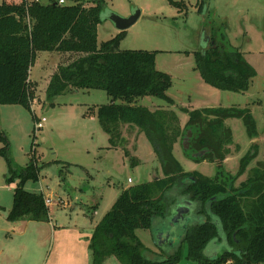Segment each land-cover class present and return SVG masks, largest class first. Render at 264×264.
Instances as JSON below:
<instances>
[{"label":"trees","instance_id":"trees-1","mask_svg":"<svg viewBox=\"0 0 264 264\" xmlns=\"http://www.w3.org/2000/svg\"><path fill=\"white\" fill-rule=\"evenodd\" d=\"M167 2L179 12L184 7L182 1ZM204 3L205 0H200L199 13ZM101 11V1L90 7L76 1L64 6L35 4L28 9L13 1L0 3V106L20 105L30 111L34 97L28 76L38 53L77 54L75 60L58 66L51 76L45 90L47 105L53 106L57 97L67 93L104 92L109 103L99 106L95 117L110 145L119 144L118 140L122 143L121 127L138 129L148 140L163 173V178L130 186L119 194L89 238L92 264H103L109 257H115L120 264H177L180 250L170 256L163 252L155 254L136 236L137 230H150L152 220L168 215L175 202L172 191L196 203L197 214L205 217L203 223L185 230L182 243L189 261L193 264H264V163L250 169L237 188L234 186L237 179L246 172L254 156L240 159L236 176L223 168V162L233 154L232 133L225 121L241 120L247 137L255 139L256 125L250 111L246 108L181 109L188 120L180 129L172 111L150 112L136 106L138 99L145 97L174 105L166 95L172 84L171 77L155 68L158 52L120 51L118 46L125 31L98 45ZM207 43L206 50L194 53L195 70L202 81L221 91L245 93L256 77L253 68L230 45L224 33L212 35ZM91 110L86 115L90 116ZM189 130V148L183 154L195 163L216 165L214 178L198 172L186 173L174 159V145ZM0 141L4 144L0 157L7 166L5 183L9 186L17 181L7 221L47 222L49 209L43 203V196L24 189L26 182L37 180L36 160L32 157L24 168H18L9 157L8 144L1 134ZM200 152H204L201 157H193ZM130 165H135L133 159ZM211 242L215 248L216 244L224 246V252L206 256L204 250ZM146 251L150 258L145 257Z\"/></svg>","mask_w":264,"mask_h":264},{"label":"rangeland","instance_id":"rangeland-1","mask_svg":"<svg viewBox=\"0 0 264 264\" xmlns=\"http://www.w3.org/2000/svg\"><path fill=\"white\" fill-rule=\"evenodd\" d=\"M64 1L65 5L77 1L85 7L102 2L98 44L111 39L117 31L109 20L112 14L128 18L139 12L136 22L125 30L118 49L158 52L155 68L170 75L172 84L166 95L179 106L248 109L260 141L253 147L241 120H226L225 125L232 133L231 151L239 153L226 162L224 169L236 176L239 161L246 155L254 156L247 172L256 166V162H264V0H205L200 13V0H173L184 3L180 12L167 0ZM219 33L226 35L230 45L256 72L245 93L215 89L205 84L195 70L194 53L206 50L209 38ZM77 57L55 52L38 53L32 74H37L42 64L54 63L58 67ZM44 81L33 90L30 111L20 105L0 106V134L6 139L9 157L18 168H24L32 157L36 160L39 166L37 180L26 182L24 189L50 199L49 219L47 222L14 223L5 220L6 211L12 205L13 190L6 186L7 166L0 157V217L6 228L0 233V254H13V259L2 258L0 264H92L88 241L94 225L110 210L125 186L151 182L154 177L163 178V173L143 133L136 141L138 164L131 167L134 144L130 142L124 146L118 140L119 144L110 145L97 120L86 115L88 110L109 103L104 92L63 94L49 107L43 93ZM164 105L163 101L153 97L136 102V106L146 109ZM34 114L45 119L41 130L34 129ZM3 146L0 141V149ZM180 147L174 149L173 157L184 172L215 177L217 169L214 165L197 164L187 159ZM247 172L237 179V183ZM173 195L175 192L172 191L171 197ZM195 217L190 225L205 221V217ZM209 217L219 225L213 216ZM158 222V219L154 220L155 228ZM151 230H137L136 236L147 250L155 252L156 230ZM218 232H221L220 228ZM214 244L211 242L206 246V256L224 252V246L216 244L215 248ZM176 247L180 250L177 264H193L187 259V249L181 241ZM145 257L150 258L148 251ZM103 264L120 263L115 257H109Z\"/></svg>","mask_w":264,"mask_h":264},{"label":"water","instance_id":"water-1","mask_svg":"<svg viewBox=\"0 0 264 264\" xmlns=\"http://www.w3.org/2000/svg\"><path fill=\"white\" fill-rule=\"evenodd\" d=\"M139 17V12L131 15L128 18H121L115 14L109 17L110 22L114 25L118 32H123L131 27ZM191 137V131H187L186 136L182 138L181 147L182 150H188L189 139ZM204 152L194 154L193 157H201ZM187 179L184 180L186 182ZM174 204L169 208L168 215L164 219H158L157 227H154V220L151 223V231H155L157 247L165 255H173L177 251V245L182 242L185 230L192 226L191 220L198 215L196 203L188 200L187 198H175ZM196 218V217H195ZM169 245V248L168 246ZM174 250V251H173ZM172 264V263H166Z\"/></svg>","mask_w":264,"mask_h":264},{"label":"crops","instance_id":"crops-1","mask_svg":"<svg viewBox=\"0 0 264 264\" xmlns=\"http://www.w3.org/2000/svg\"><path fill=\"white\" fill-rule=\"evenodd\" d=\"M119 32L118 31H116L115 33H114V35H112V37H111V39L113 38V37H115V35H117ZM110 40V39H109ZM106 42V41H105ZM98 43V42H97ZM101 44V43H100ZM100 44H98V45H100ZM207 45H208V43H207ZM56 55V54H55ZM62 55H66V56H69L70 54H62ZM71 55H77V54H71ZM79 56V55H78ZM73 61V60H72ZM72 61H70V62H72ZM54 63H52V64H50L49 66H43V64L40 66V71L37 73V74H35V75H33L32 74V68L34 67V65L30 68V71H29V76H28V80H29V83H30V85H31V90L33 91L34 89H38L39 88V86H40V82H43L44 80V83H45V85H44V95H45V90H46V88H47V85H48V83H49V80H50V78H51V76L56 72V68H57V65L55 64V65H53ZM67 64H69V62L68 63H66L65 65H67ZM45 71H46V76H45ZM46 78V79H45ZM170 98V97H169ZM172 99V98H171ZM173 100V99H172ZM174 102V101H173ZM97 109V108H96ZM96 109H92L91 110V112L92 113H90V116H91V120H93V119H96V117H95V113H96ZM148 109V108H147ZM181 109H185V110H188V111H193V110H199V109H193V108H186V107H183V106H179V105H177L175 102H174V105H172V106H168V105H164V106H161V108H157V106H152L151 108H149L148 110L150 111V112H154V111H156V110H170V111H172L176 116H177V119H178V126L180 127V129H183L184 128V126H185V124H186V122H187V120H188V116H187V114H185V113H183L182 111H181ZM201 109H203V108H201ZM47 110V109H46ZM178 113H180V114H178ZM87 116H89V115H87ZM97 120V119H96ZM226 122V121H225ZM121 139H122V143L124 144V146H126L128 143L130 144V142H132L133 144H134V148H133V154L135 155L133 158L131 157V159H133L134 160V162H135V165H137L138 164V162H137V160H138V157H137V155H136V141L138 140L139 141V139H141V134L142 133H140L139 131H138V129H136V128H133V127H128V126H123V127H121ZM138 138V139H137ZM107 139H108V136H107ZM258 141H260L259 139H258V137L257 138H255V139H252V140H250V142H251V145H253L254 147H257V143H258ZM181 146V142H178V143H176L175 145H174V148H173V151H174V149L175 148H177V147H180ZM180 148H182V147H180ZM151 151H152V149H151ZM129 153V151H126V155ZM233 153V152H232ZM237 153H239V152H237ZM237 153H234V154H232V155H230L228 158H226V160L223 162V168L225 167V164H226V162L230 159V158H232L235 154H237ZM129 156H130V153H129ZM152 156L155 158V155H154V153H153V151H152ZM156 159V158H155ZM256 163H259V162H256ZM264 163V162H263ZM197 164H207V163H205V162H202V163H197ZM209 164V163H208ZM225 170V169H224ZM226 171V170H225ZM246 172H247V170H246ZM246 172L244 173V174H246ZM228 173V172H227ZM248 173V172H247ZM244 174L242 175V176H244ZM7 175V174H6ZM6 177V176H5ZM246 177H247V175L245 176V178H243V180H241V182H239V183H237V181H236V183H235V188H237V186L240 184V183H242L245 179H246ZM156 178H158V177H154V179L153 180H155ZM4 180H5V178H4ZM16 183H17V181H15L13 184H11V185H6V186H8L10 189H12L13 191H14V189H15V187H16ZM127 183H128V181H127ZM129 184V183H128ZM131 184V183H130ZM128 187H130V186H125L124 188H123V190H126ZM122 190V191H123ZM121 191V192H122ZM176 195V194H175ZM13 196V195H12ZM180 197H183V198H186V197H184V196H178V195H176L175 196V198H180ZM13 199V198H12ZM11 207H12V205H11ZM11 207L6 211L7 213H6V216H7V214H8V212L11 210ZM0 209H1V207H0ZM6 221H7V219H5ZM9 222V221H8ZM19 222H21V221H19ZM26 222H28V221H26ZM100 222V221H99ZM98 222V223H99ZM9 223H14V222H9ZM98 223H96L95 225H94V227H93V229L95 228V226L98 224ZM4 225H5V221H4V219L2 218V217H0V233L2 232V231H5L6 230V228L4 227ZM93 229H92V232H93ZM161 251L159 250V248L157 247V251H155V252H153V253H155V254H159ZM217 254V253H216ZM216 254H213V255H216ZM212 255V256H213ZM218 255V254H217ZM2 258H5V259H8V260H10V259H13V254H0V261L2 260ZM227 264H230V263H227Z\"/></svg>","mask_w":264,"mask_h":264},{"label":"built area","instance_id":"built-area-1","mask_svg":"<svg viewBox=\"0 0 264 264\" xmlns=\"http://www.w3.org/2000/svg\"><path fill=\"white\" fill-rule=\"evenodd\" d=\"M5 1H7V2L13 1L14 3L22 4L25 9H28L29 7H31L32 5H35V4L47 5V4L56 3L58 6H64L65 5L64 0H5ZM34 117H35V120H34L35 131L41 130L43 128L45 119L44 118H38L35 116V114H34ZM128 183L130 184L131 181L128 180ZM43 203L49 209V206L51 205V201L48 197H45V198L43 197Z\"/></svg>","mask_w":264,"mask_h":264},{"label":"flooded vegetation","instance_id":"flooded-vegetation-1","mask_svg":"<svg viewBox=\"0 0 264 264\" xmlns=\"http://www.w3.org/2000/svg\"><path fill=\"white\" fill-rule=\"evenodd\" d=\"M213 165V164H212ZM216 167V165H214ZM172 199H175V195L172 196ZM176 200V199H175Z\"/></svg>","mask_w":264,"mask_h":264}]
</instances>
